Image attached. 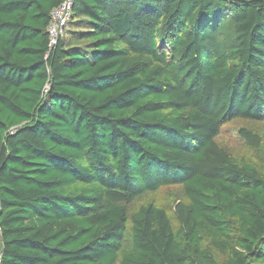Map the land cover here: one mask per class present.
I'll list each match as a JSON object with an SVG mask.
<instances>
[{
  "label": "trees",
  "instance_id": "16d2710c",
  "mask_svg": "<svg viewBox=\"0 0 264 264\" xmlns=\"http://www.w3.org/2000/svg\"><path fill=\"white\" fill-rule=\"evenodd\" d=\"M62 2L0 0V264H264V176L216 142L264 122V0H73L49 48ZM168 187L176 225L128 211Z\"/></svg>",
  "mask_w": 264,
  "mask_h": 264
},
{
  "label": "rangeland",
  "instance_id": "374dc122",
  "mask_svg": "<svg viewBox=\"0 0 264 264\" xmlns=\"http://www.w3.org/2000/svg\"><path fill=\"white\" fill-rule=\"evenodd\" d=\"M73 30V26H71V24L68 22L63 28V35L61 38L71 39L68 35V32H72ZM75 44L82 45L84 43L73 40L68 43V46ZM242 128L247 129L252 134L260 138L259 148L253 149L244 144V142L238 136V131ZM216 142L221 147L227 149V151L236 157L237 160L245 158L255 164L264 176V122H251L237 119L222 128L218 138L216 139ZM178 202L187 203L181 188L168 187L163 188L153 194H146L145 196L135 200L132 204L128 205L127 209L129 212H133L138 207L150 203L156 206H161L166 210L172 222L176 225V219L174 217L173 211L174 206ZM216 259L218 261L221 260L218 256H216Z\"/></svg>",
  "mask_w": 264,
  "mask_h": 264
},
{
  "label": "built area",
  "instance_id": "2783aa9c",
  "mask_svg": "<svg viewBox=\"0 0 264 264\" xmlns=\"http://www.w3.org/2000/svg\"><path fill=\"white\" fill-rule=\"evenodd\" d=\"M73 0H63L62 4L51 13L50 24L47 28L49 48L56 45L63 35V28L70 21Z\"/></svg>",
  "mask_w": 264,
  "mask_h": 264
}]
</instances>
